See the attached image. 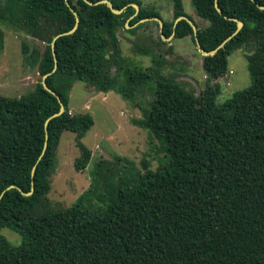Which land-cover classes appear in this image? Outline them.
Wrapping results in <instances>:
<instances>
[{
	"label": "trees",
	"instance_id": "16d2710c",
	"mask_svg": "<svg viewBox=\"0 0 264 264\" xmlns=\"http://www.w3.org/2000/svg\"><path fill=\"white\" fill-rule=\"evenodd\" d=\"M105 1L121 13L82 0H67L69 7L64 0H0V23L42 44L20 47L38 75L33 88L17 97L0 95V231L20 238L12 245L0 234V264H264V10L256 7L264 0H190L196 17L207 22L201 29L185 15L181 0H170V23L138 0ZM69 8L76 28L58 37L51 51L52 38L74 26ZM178 17L193 23L198 44L208 52L235 31L231 19L243 23L213 54L201 56L207 83L197 96L161 73L165 60L151 48L133 46L136 55L150 59L142 69L125 67L119 56L117 30L133 35L145 24L137 22L147 18L162 24L151 41L155 47L165 44L160 35L171 33L194 42L184 20L173 25ZM246 44L253 48L246 57L249 86L218 110L219 86L208 83L224 74L227 57ZM48 73L45 85L58 99L40 84ZM74 82L124 100L147 89L144 117L131 123L158 141L164 161L132 180L108 168L96 177V169L92 187L70 206L49 210L43 202L61 133L74 134L76 172L90 159L80 139L92 119L68 111ZM59 103L63 112L44 128Z\"/></svg>",
	"mask_w": 264,
	"mask_h": 264
},
{
	"label": "rangeland",
	"instance_id": "374dc122",
	"mask_svg": "<svg viewBox=\"0 0 264 264\" xmlns=\"http://www.w3.org/2000/svg\"><path fill=\"white\" fill-rule=\"evenodd\" d=\"M142 8L152 9L166 23L172 21V4L170 0H138ZM185 15L191 18L200 29L207 22L196 17L190 0H181ZM128 22V21H127ZM126 22V25L128 26ZM144 27L135 34H129L118 29V51L124 66L145 68L150 65V59L133 52L134 44L139 47H149L154 54H159L165 60L161 73L172 77L182 88L195 96L205 88L207 79L201 69V55L189 36L181 39L173 37L162 40L164 45L155 47L151 41L156 38L161 27H156L152 21H144ZM158 25V24H157ZM162 26V24H161ZM127 29V27H124ZM0 95L17 97L30 91L38 81L35 70L29 68L21 55V43L30 47L42 44L33 41L22 30L0 23ZM170 48V52L166 50ZM253 48L250 44L235 49L227 57L224 74L208 84L217 83L218 94L215 106L220 110L226 105L231 95L249 86V76L246 69V57ZM152 85V82H151ZM130 100H124L113 91L102 93L89 85L74 82L67 93L68 111L87 113L92 119V126L80 139V143L90 152V159L83 171L73 169V160L79 155L75 146L74 134L63 131L59 137L54 152L55 170L49 177V190L45 196L43 207L49 210H59L70 206L85 190L94 185L93 172L106 173L105 168L118 170L117 175L134 179L136 173L144 169L154 170L163 161L164 155L158 141L152 138L146 130L134 126L131 121L142 119L148 108L150 93L147 89L140 91ZM0 234L12 245L20 242L19 236L4 228Z\"/></svg>",
	"mask_w": 264,
	"mask_h": 264
},
{
	"label": "water",
	"instance_id": "95a60500",
	"mask_svg": "<svg viewBox=\"0 0 264 264\" xmlns=\"http://www.w3.org/2000/svg\"><path fill=\"white\" fill-rule=\"evenodd\" d=\"M82 1H83L84 3H86L87 5H89V6H93V5H96V4H105V5L108 7L109 11H110L112 14H114V15H118V14H120L121 11H122V9H120V10H116V9H114V8L111 6V4H110L108 1H105V0H100V1L95 2V3H90V2H87L86 0H82ZM250 1H252V0H250ZM64 4H65V6L69 7L67 0H64ZM131 6L133 7L134 11L137 12V10H138L137 6L134 5V4H131ZM213 7H214L215 11L219 13V9H218L217 4H216L215 2H214V4H213ZM256 7H257L259 10H264V6H260V5H257V4H256ZM69 11H70V12L74 15V17H75V23H74V26H73L69 31L64 32V33H60V34H58V35H56L55 37L52 38L51 43H50V49H51V51L53 50L54 42H55V40H56L58 37L63 36V35H69V34H71V33L75 30V28H76V25H77V18H76V16H75V13L73 12V10H72L71 8H69ZM130 18H131V17H130ZM130 18H129V19H130ZM129 19H128V20H129ZM128 20H127V21H128ZM151 20L156 21L157 24H158V27H159V26L161 27V21H160L159 19H157V18H147V19L140 20V21H138L137 23H141V22H144V21H151ZM180 20H184V21L190 26L191 31H192V33H193V41H194V45H195L197 51L200 53L201 56H208V55L213 54V53H214L218 48H220V47H221V46H222V45H223L228 39H230L232 36H234V35H235V34H236V33L242 28V25H243V23H242L240 20H238V19H231V20L235 23V31L231 34V36H229V37H228L227 39H225L222 43H220V44H219L214 50L208 52V51H204V50L200 47V45L198 44V41H197L196 36H195L196 28H195V26L193 25V23H192L189 19H187L186 17H178V18H176V19L174 20L173 25H174L175 23H177L178 21H180ZM127 21H126V22H127ZM126 22L124 23V27H127V29H128L130 26H127V25H126ZM171 37H173V33H171L167 38H164L162 35H160L161 40H167V39H169V38H171ZM54 68H55V64L53 65V68H52V70H51L50 73H52V72L54 71ZM50 73L45 74L44 76L41 77V82H40V84H41L42 88H43L46 92H48L49 94L55 96L54 93H53L50 89L47 88V86L45 85V82H44L45 77H46L47 75H49ZM55 97H56V96H55ZM56 99H58V98L56 97ZM62 112H63V106H62L61 103H59V109H58V112L55 113V114H53V115H51L48 119L45 120V122H44V128H45V126H46V124H47V121H48L50 118L56 117V116H58L59 114H61ZM44 147H45V145H43V148H44ZM33 173H34V167H32V169H31V171H30V176H31V177L33 176ZM9 188H10V187H9ZM31 191H32V187H30V191H29V192H27V193H23V195H24V196H28V195L31 194Z\"/></svg>",
	"mask_w": 264,
	"mask_h": 264
}]
</instances>
